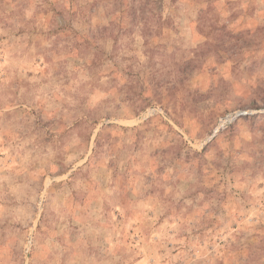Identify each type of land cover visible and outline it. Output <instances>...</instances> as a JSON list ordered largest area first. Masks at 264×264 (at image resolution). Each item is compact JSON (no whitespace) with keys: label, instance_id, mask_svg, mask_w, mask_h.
<instances>
[{"label":"rangeland","instance_id":"374dc122","mask_svg":"<svg viewBox=\"0 0 264 264\" xmlns=\"http://www.w3.org/2000/svg\"><path fill=\"white\" fill-rule=\"evenodd\" d=\"M0 264H264V0H0Z\"/></svg>","mask_w":264,"mask_h":264}]
</instances>
